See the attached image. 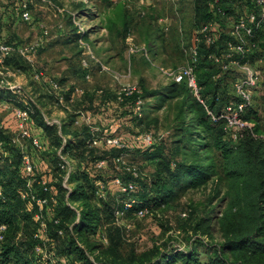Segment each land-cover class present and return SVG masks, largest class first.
Masks as SVG:
<instances>
[{"label":"rangeland","instance_id":"rangeland-1","mask_svg":"<svg viewBox=\"0 0 264 264\" xmlns=\"http://www.w3.org/2000/svg\"><path fill=\"white\" fill-rule=\"evenodd\" d=\"M22 1L0 0L1 38L15 46L30 47L33 62L30 63L16 53L7 57L6 63L16 71L13 75L0 76V80L4 81L1 83L4 89L2 92L0 90V94L19 91L24 106L33 108V102H36L43 107L45 120L62 119L67 122L69 119L72 121L73 116L89 114V122L71 124L67 128L81 129L83 136L88 137L89 146L83 148L88 160L92 156L96 159L112 156L114 149L107 148L101 142L94 143L93 140L102 141V137L110 133L117 135L129 148L126 155H123L124 160L145 173V180L152 179L155 165L148 155L153 152L135 148L139 143L133 139L134 135L150 130L156 143V150L154 148L152 151L175 161L185 157L183 149L174 151L179 143L175 114L184 98L195 99L197 96L185 83L174 84L159 67L175 69L188 63V47L203 20L206 0H27L31 19L26 22L15 14V8ZM225 24L221 34L216 35L218 46H222L225 37L229 38L230 22ZM130 47L135 50L129 52ZM260 48L259 52L253 51L248 59L251 67L263 74L264 61L255 64L258 55L264 60V43ZM82 58L89 60L88 79L84 77ZM233 70L225 73L213 62L199 61L194 68L197 81L201 80L202 84L208 85L214 75L215 79H211L219 87L210 86L209 92L204 95L207 101H210L214 92L223 93L228 97L226 101L234 100L232 82L240 72ZM34 71H41L45 77L59 82L68 100L64 98L60 103L42 82L33 78ZM73 87H78L80 91L70 100ZM121 87H134L138 89L139 95L142 94L145 108L142 119L136 120L130 107L121 108L123 104L115 99L114 93ZM251 95L252 104L246 115L248 123L264 133V92L254 90ZM13 106L4 103L0 107V131L4 130L1 131L3 138H7L8 134L16 136ZM103 107L105 111L109 109L113 112L103 114ZM62 110L63 114H60ZM184 111L186 121H190L192 115L186 106ZM120 119H123L122 123ZM55 127L53 133L57 130ZM57 148L58 143H53L40 158H36V165L40 168L38 173L44 170L51 172L55 185L61 181L60 172L54 167ZM18 152L10 153V164L16 167L20 164ZM212 156L215 174L210 180L196 187H189L185 180L174 184L165 207L157 209L152 216L137 218L128 215L116 219L112 216V208L117 197L105 193L99 196V191H93L92 202H98L103 209L99 213L102 224L98 222V227L86 232L89 244L94 247V255L104 257L111 247H115L122 258L136 260L140 253L156 245L161 252L169 248L175 250L171 255L193 250L197 263L191 261L190 264H215L214 253L223 243L221 213L233 201L234 192L229 193L227 190L232 189L236 179L224 173L222 161L216 153ZM8 159L5 160L7 163ZM185 159L191 161L193 158L186 156ZM68 166L70 171L78 170L76 162L73 169L72 165ZM7 167L6 173L13 170L12 166ZM112 172V168L105 170L108 175ZM144 183L142 187L145 189L147 182ZM74 184L71 182V186ZM35 188L38 187L35 185ZM71 203L77 208L80 205L73 201ZM189 208L192 209L189 217H179L180 212ZM21 226L24 227V223ZM64 236L57 239L58 244L62 243ZM102 237L108 240V244L101 243ZM173 257L170 258V264H182L179 257Z\"/></svg>","mask_w":264,"mask_h":264},{"label":"trees","instance_id":"trees-1","mask_svg":"<svg viewBox=\"0 0 264 264\" xmlns=\"http://www.w3.org/2000/svg\"><path fill=\"white\" fill-rule=\"evenodd\" d=\"M206 1L207 8L200 25L210 22L212 26L209 29V33L213 34L214 39L212 43H208L204 40L202 34L195 33V35H199L200 40L197 46L198 58L194 64L193 71L199 64V61L201 63L209 61L218 65L220 70L226 73L232 70V68L223 70L209 55H219L225 51L226 41L230 36L229 38H224L222 46H218L216 35L219 36L221 34V30L227 25L225 22H230L231 24V22L239 17L245 16L249 11H256V5H254L253 0ZM231 13L235 15L231 16ZM256 39L257 45L248 54V57L253 51L256 53L261 50L260 47L264 43V36L255 35ZM256 61L261 62L264 60L258 55V57H255V64L257 63ZM87 68L83 67L85 69L84 77L87 74ZM255 70L260 75V82L254 89L256 91L262 83V74L260 70L256 68ZM233 71L236 70L234 69ZM215 77L212 75L211 78L215 79ZM237 77L236 75L235 79ZM211 78V83L205 85L201 83V80L197 81L195 74L199 97L203 102L198 101L199 99L196 97V100L190 97L184 98L175 114V120L177 119L175 127L178 130V132L176 131V136L179 143L175 146L176 149L174 151L183 149V155H185L183 159L175 161L174 159L163 158L159 153L157 154L155 151V137L152 145L144 146L139 143L135 147L141 148L140 151L150 150L153 152L148 155V158L153 160L155 165L152 179L147 178L145 180L146 174L142 173L132 163L125 161L126 164L135 166L137 175H134L131 170L123 168V164L117 159L120 155H126L129 151L128 147L107 146L103 140L100 142L107 146V148L114 149V154L102 157L101 159L105 160V165L103 167H96V162L101 159H96L92 156L88 160L84 155L85 151L83 148L86 149L89 146L87 145L88 137L83 136V133L80 132L81 129H67L69 125L75 124L76 116L72 117V121L70 119L67 122L65 120L61 121L60 127L55 122L48 124L43 117L42 107L36 102H33V108L29 107V119L26 127L38 137L42 148L37 149L29 142H23L33 164V171L30 175L24 173L21 161V148L12 142V135L8 134L7 138L1 137V131L4 132L2 129L0 131V141H2L3 149V153H0V163H2L0 165V224L5 225V231L3 239L0 240V263L170 264V258L173 256V258L179 257V261L182 264H190L191 261L197 263V259L193 257V250L171 255L175 250L169 248L161 252V249L156 245L140 253L136 260L133 258L130 260L122 258L115 247H111L109 249L110 252H107L104 257L94 255V247L89 244L86 232L93 231L95 227H98L100 225L97 224L98 222L102 224V220L99 219V213L103 209H101L102 207L98 202H92V195L93 191L97 193L100 185H103V191L107 196L115 195L117 202L112 208V216L116 219H121L128 215L137 217L136 211L139 208L147 209L144 217L148 215L152 216L157 209L165 207L166 199L172 192L174 184L185 180L189 187H196L208 182L211 176L215 174L212 155L216 153L222 161L224 173L230 174L236 179V182L232 185V189L227 190L229 193L230 191L234 192L233 201L230 207L224 213H221L220 226L223 243L214 253V258L216 259H214V262L218 264H264V143L259 137L260 134L264 133L257 131L255 125L249 123V126L242 128L241 135L237 139H234L231 133L224 129L225 121L221 117V114L226 112L225 106L228 104L235 105L240 98L233 90L234 100L232 102L226 101L228 97L218 92H214L210 97V101H207L204 95L206 92H209L210 86L219 88L217 82ZM207 81L209 82V80ZM207 81L205 83H208ZM39 82H42L44 87H47L44 81ZM173 83L186 84L185 81ZM59 85L61 86L60 83ZM203 85L206 88L204 86L202 91ZM187 88L189 87L187 86ZM0 90L2 92V89ZM62 94L65 98L64 93ZM114 94L117 100L116 92ZM10 96L11 94L6 95L3 93L0 94V99L6 102L10 101V103L12 101L16 107H25L21 101H14V98L11 100ZM136 96L143 98L141 93L139 95V93L134 92L126 96L122 101H117L119 104H123L121 108H128L127 106H129L133 117L136 120H140L144 115L141 118H137L133 111ZM252 96L250 104L240 114L241 119L247 123L246 115L252 104ZM66 100L68 99L65 98ZM185 106L192 115L190 121H186ZM101 109H104V107ZM207 109L211 113H208ZM106 112H113V110H102L103 114ZM211 114L214 115L215 120L212 119ZM120 120L122 123L123 119ZM36 127L40 128V131ZM54 127L57 130L53 133ZM64 140L65 142H63ZM56 142L58 143V148L55 154L54 167L60 172L61 181L59 185L53 183L52 173L48 170L38 173V169L40 168L36 165V158H40L42 153L47 151ZM15 148L18 149L16 150ZM154 148L155 150L152 151ZM15 151H19L20 164L17 167L10 164L12 162L10 153L13 154ZM186 156H190L193 159L185 161ZM7 158H9L7 160L9 163L5 161ZM72 161L73 163L76 162L78 170L76 172L73 170L69 172L65 186L63 179L68 165H71ZM207 161L208 163H206ZM7 166H12L13 170L6 173L5 169H8ZM228 166L230 169H226ZM110 168L114 172L108 175V173H105V170ZM115 177H119L124 182H132L134 189L128 192L119 191L118 187L113 183ZM42 178L46 179L48 191H44L40 184ZM28 181L30 182L29 186H27ZM71 182L76 184L71 186ZM144 182H147L145 189L142 187L145 184ZM35 185L38 187L37 189ZM30 191L38 197L46 198V202L39 211L45 223V231L41 237L34 236L40 225L39 220L33 219V213L38 211V205L31 202L29 198H22L21 196L22 193ZM62 191H64L63 194ZM144 193L146 195H143ZM129 199L134 200L131 207L124 211L122 217L115 216V209L123 208L124 201ZM71 201L79 203V207H75ZM183 212L185 213L184 216L181 215ZM190 214H192V209H185L179 213V217L187 218ZM21 223H24V227L21 226ZM62 236H64L63 241L61 244H58L57 239ZM104 239L102 237V242H100L102 244L107 242L106 244H108V240ZM37 244H43L48 253L49 259L44 262L38 261L37 254L34 252V246ZM153 257H156L154 259L156 261L153 260Z\"/></svg>","mask_w":264,"mask_h":264},{"label":"built area","instance_id":"built-area-1","mask_svg":"<svg viewBox=\"0 0 264 264\" xmlns=\"http://www.w3.org/2000/svg\"><path fill=\"white\" fill-rule=\"evenodd\" d=\"M254 5H256V11H249L245 16L239 17L235 21L230 24V38L226 41V50L221 52L219 55H209V57L213 58V61L218 63L223 70H228L230 68L235 69L240 72L239 76L233 81V90L235 94L240 98V100L235 104H228L225 106V111L221 114V117L225 121L224 129L231 133L234 139H237L241 135V130L245 126H249V123L242 120L240 117L241 112L250 104L251 102V93L258 86L260 82L259 73L250 65L248 60V54L256 47L257 39L255 40V35H263L264 36V0H253ZM29 1L23 0L20 2L19 6L15 8V14L23 21H29L31 19V15L28 10ZM212 24L210 22L202 23L197 33L202 34L204 40L208 43H212L214 36L212 33H209V29H211ZM195 35L192 44L188 47V58L189 61L187 64H183L178 66L175 69L159 67V70L166 76L169 77L175 83H181L185 81L189 89L193 92L195 96L199 99L200 102L203 100L199 97V89L196 84L195 74L193 71L194 64L198 58V42L200 40L199 35ZM135 48L130 47L129 52L134 51ZM18 54L22 56L24 59L33 62V54L28 46H15L13 44L6 43L1 38V21H0V64L4 62V60L12 54ZM93 58V56H91ZM89 60L82 58L81 64L83 67L89 66ZM102 68H105L102 65ZM0 75L3 74L0 72ZM86 79L89 78V74L85 75ZM33 78L35 80L44 81L47 84L49 91H51L57 100L62 103L64 100L62 94V88L59 83L51 78L45 77L41 71L33 72ZM1 83H4L3 80H0V88H3ZM8 83V82H7ZM80 89L78 87H74L72 90V94L70 96V100L76 95ZM134 92L138 93V89L134 87H121L116 92V98L118 101H122L126 96L133 94ZM7 103L4 100L0 99V107ZM144 101L141 97L136 96L134 102V114L137 118H141L144 115ZM206 108V106H205ZM208 110V109H207ZM13 116L16 121V136L12 138V142L21 148V161L23 165V170L26 175H30L33 171V164L30 159L29 154L25 150V145L23 142H29L32 146L37 149H41L42 145L36 135H34L27 127L26 123L29 119V107H13ZM208 113H211L208 110ZM212 119L215 120L214 115L211 114ZM89 114H84L75 118L74 123L79 124L80 122H89L90 120ZM48 124L54 123L55 121L46 120ZM120 125V123H116ZM259 137L262 139L264 143V134H260ZM133 139L136 143H140L144 146H150L154 142V135L152 131H143L136 135H134ZM93 140V139H92ZM102 140L107 146H115V147H127V144L117 135H105L102 137ZM95 140H93L94 142ZM65 142V140L63 141ZM0 153H3L2 149V141H0ZM122 164L123 168L127 170H131L134 175H137V170L135 166H130L125 163L123 155H120L118 159ZM96 167H103L105 165V160L101 159L96 162ZM70 172L69 166L67 172L64 176L63 183L66 186V179ZM114 185L118 187L121 192H128L134 189V184L132 182H124L119 177H115L113 181ZM40 184L44 191H48V186L46 183V179L42 178ZM30 185L28 181L27 186ZM99 191V196L104 195L103 185H100L97 189ZM1 195V192H0ZM22 198H29L31 202H34L38 205V211L34 214V219L40 221L39 229L34 234L35 237H41L43 232L45 231V223L42 220V215L39 212L42 205L46 202V198H41L36 196L33 192L22 193ZM134 203L133 199L125 200L123 203V208L115 209V216L122 217L124 215V211L131 207ZM147 209L139 208L136 211V216L138 218H142L146 215ZM182 216L185 213H181ZM5 231V225L0 224V240L3 239V233ZM105 240V239H104ZM34 252L37 254L38 261H46L49 259L48 253L44 245L37 244L34 246ZM53 263V262H52ZM0 264H6L1 262Z\"/></svg>","mask_w":264,"mask_h":264},{"label":"crops","instance_id":"crops-1","mask_svg":"<svg viewBox=\"0 0 264 264\" xmlns=\"http://www.w3.org/2000/svg\"><path fill=\"white\" fill-rule=\"evenodd\" d=\"M260 59V58H259ZM257 61H259V60H257ZM256 61V62H257ZM16 70H14L13 68H11L10 66H9V64H7L6 63V59L4 60V62L2 63V64H0V72L2 73V74H8V75H13V73L15 72ZM12 72V73H11ZM264 72V70L262 71V73ZM1 76V75H0ZM0 89H4V88H0ZM257 90L259 91V93L260 92H264V73L262 74V83L260 84V86L257 88ZM13 92V93H12ZM11 93H12V95H11V97H10V99L12 100L13 98V100L14 101H23V99H21V95H20V92L18 91H11ZM10 93V94H11ZM7 94V93H6ZM7 103H9L10 104V101H8ZM11 104H13V102L11 101ZM14 107V106H13ZM43 108V107H42ZM41 108V111L43 110ZM47 112V111H46ZM60 114H63V110L62 111H60L59 112ZM42 114H43V117H46L45 116V113H44V111H42ZM51 115V114H50ZM61 121H62V119H57V120H55V123L58 125V127H60V124H61ZM36 129L38 130V131H40V128H38V127H36ZM94 143H97V144H99L100 143V141L99 140H95L94 141ZM72 169L74 168V163H73V161H72Z\"/></svg>","mask_w":264,"mask_h":264}]
</instances>
